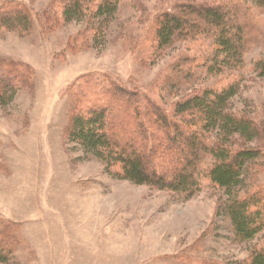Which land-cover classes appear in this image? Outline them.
<instances>
[{
    "label": "rangeland",
    "instance_id": "obj_1",
    "mask_svg": "<svg viewBox=\"0 0 264 264\" xmlns=\"http://www.w3.org/2000/svg\"><path fill=\"white\" fill-rule=\"evenodd\" d=\"M60 1L0 0V9L22 5L32 19L26 35L0 29V58L29 66L34 75L9 105H0V234L15 242L6 264L247 263L263 239H235L218 213L225 200L220 189L206 181L187 200L115 179L68 142L67 132L74 86L85 75L148 93L169 110L200 89L237 85L231 113L260 124L264 80L255 66L264 62V7L241 0L248 23L243 61L215 75L207 69L215 53L204 37L179 41L162 59L153 58V17L175 4L205 0H122L105 38L85 44L87 25L65 23ZM187 56L197 61L182 63L173 89L156 90L169 67ZM244 146L261 153L252 173L264 188V137Z\"/></svg>",
    "mask_w": 264,
    "mask_h": 264
},
{
    "label": "trees",
    "instance_id": "obj_2",
    "mask_svg": "<svg viewBox=\"0 0 264 264\" xmlns=\"http://www.w3.org/2000/svg\"><path fill=\"white\" fill-rule=\"evenodd\" d=\"M243 2L205 0L159 11L151 21L156 43L153 58L162 59L179 41L204 37L211 41L215 53L207 68L216 71L215 75L242 63L248 25ZM253 2L264 7V0ZM57 3L65 23L87 25V35L84 40L82 37L85 44L105 38L122 0ZM31 27V15L24 6L0 9V29L26 35ZM76 38L78 42L81 36ZM193 60L197 57L187 56L172 64L155 89H173L171 80L181 78L182 63L192 64ZM203 61L207 63L205 57ZM255 69L264 80V62L259 61ZM33 76L29 66L0 58V105H9L16 93L34 80ZM100 81L85 75L74 86L68 142L102 162L115 179L187 200L201 192L208 181L223 192L225 200L218 213L229 220L235 239L247 244L263 239L251 250L245 264H264V188L256 185L252 173L262 156L244 146L264 137V120L257 124L231 113L229 101L237 95V85L220 91L200 89L173 103L169 110L148 93ZM14 244L13 239L0 234V263L10 262Z\"/></svg>",
    "mask_w": 264,
    "mask_h": 264
}]
</instances>
